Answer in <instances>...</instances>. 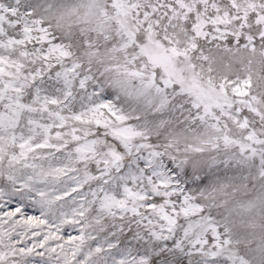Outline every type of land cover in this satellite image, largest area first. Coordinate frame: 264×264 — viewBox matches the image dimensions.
Here are the masks:
<instances>
[{
  "label": "snow or ice",
  "instance_id": "6c2138e0",
  "mask_svg": "<svg viewBox=\"0 0 264 264\" xmlns=\"http://www.w3.org/2000/svg\"><path fill=\"white\" fill-rule=\"evenodd\" d=\"M0 264H264V0H0Z\"/></svg>",
  "mask_w": 264,
  "mask_h": 264
}]
</instances>
